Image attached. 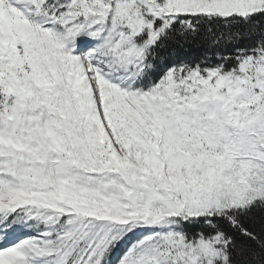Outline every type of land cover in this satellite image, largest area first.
I'll return each instance as SVG.
<instances>
[{
  "label": "snow or ice",
  "instance_id": "snow-or-ice-1",
  "mask_svg": "<svg viewBox=\"0 0 264 264\" xmlns=\"http://www.w3.org/2000/svg\"><path fill=\"white\" fill-rule=\"evenodd\" d=\"M0 264H264V0H0Z\"/></svg>",
  "mask_w": 264,
  "mask_h": 264
},
{
  "label": "trees",
  "instance_id": "trees-1",
  "mask_svg": "<svg viewBox=\"0 0 264 264\" xmlns=\"http://www.w3.org/2000/svg\"><path fill=\"white\" fill-rule=\"evenodd\" d=\"M199 53L198 52H195V51H189V52H179L178 55L179 56H196L198 55Z\"/></svg>",
  "mask_w": 264,
  "mask_h": 264
}]
</instances>
